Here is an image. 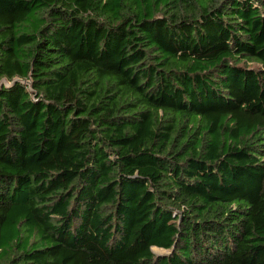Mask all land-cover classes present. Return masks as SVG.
<instances>
[{
    "label": "trees",
    "instance_id": "obj_1",
    "mask_svg": "<svg viewBox=\"0 0 264 264\" xmlns=\"http://www.w3.org/2000/svg\"><path fill=\"white\" fill-rule=\"evenodd\" d=\"M4 79L0 264H264V0H0Z\"/></svg>",
    "mask_w": 264,
    "mask_h": 264
},
{
    "label": "water",
    "instance_id": "obj_2",
    "mask_svg": "<svg viewBox=\"0 0 264 264\" xmlns=\"http://www.w3.org/2000/svg\"><path fill=\"white\" fill-rule=\"evenodd\" d=\"M17 81V80H16ZM24 83H26V84H28V85H32V83H31V81H28V82H25V81H23ZM3 85H8V81L7 80H2V81H0V88L3 86ZM163 254H166L165 253V251H164V253ZM163 254H160V255H163Z\"/></svg>",
    "mask_w": 264,
    "mask_h": 264
},
{
    "label": "rangeland",
    "instance_id": "obj_3",
    "mask_svg": "<svg viewBox=\"0 0 264 264\" xmlns=\"http://www.w3.org/2000/svg\"><path fill=\"white\" fill-rule=\"evenodd\" d=\"M154 252L156 253V254H163L164 253V251L163 250H161V249H157V248H154ZM166 253V252H165Z\"/></svg>",
    "mask_w": 264,
    "mask_h": 264
}]
</instances>
